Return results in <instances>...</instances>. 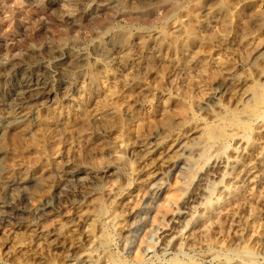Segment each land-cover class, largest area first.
Masks as SVG:
<instances>
[{
  "label": "rangeland",
  "instance_id": "1",
  "mask_svg": "<svg viewBox=\"0 0 264 264\" xmlns=\"http://www.w3.org/2000/svg\"><path fill=\"white\" fill-rule=\"evenodd\" d=\"M262 90L264 0H0V264H264Z\"/></svg>",
  "mask_w": 264,
  "mask_h": 264
},
{
  "label": "bare ground",
  "instance_id": "2",
  "mask_svg": "<svg viewBox=\"0 0 264 264\" xmlns=\"http://www.w3.org/2000/svg\"><path fill=\"white\" fill-rule=\"evenodd\" d=\"M175 2V1H174ZM125 4V3H124ZM57 8V7H56ZM79 9H80V7H78ZM96 12H99V9H97L96 7H94V8H92L91 9V12L90 13H96ZM149 18V17H148ZM110 19V18H109ZM141 19V18H140ZM149 21V20H148ZM99 24V23H98ZM102 23H100V25H101ZM101 27V26H100ZM120 33V32H119ZM117 34V33H116ZM114 35L113 37L115 38V39H123L124 37H125V33H120L119 35ZM62 37V36H61ZM180 37V36H179ZM59 40V39H58ZM61 40V39H60ZM263 64V63H262ZM22 65V64H21ZM71 66V65H70ZM73 70V69H72ZM41 71V70H40ZM39 71V72H40ZM21 72V71H20ZM22 72H23V75L24 76H27L26 75V70L25 69H23L22 70ZM42 72V71H41ZM60 73V72H59ZM23 76V77H24ZM23 77H21V78H23ZM33 77V76H32ZM35 78V77H34ZM37 78V77H36ZM33 81V80H32ZM24 83V82H23ZM18 84V83H17ZM42 85H45V84H42ZM37 86V85H36ZM41 86V85H40ZM20 90H21V88H19ZM29 89V88H28ZM49 89H51V88H49ZM17 90H18V88H17ZM47 88L45 87V86H41V89L39 90V89H33V88H31L30 87V89L29 90H25V89H23V90H21L20 91V97H22V98H24L25 100L27 99V100H30V99H34V101H35V99H38V98H40L42 95H44V94H46L47 93ZM51 91V90H50ZM263 91V92H262ZM261 92H257L256 91V95L258 96V99H260L261 101L262 100H264V90H262ZM256 96V97H257ZM14 97V96H13ZM214 97V96H213ZM12 98V97H11ZM19 101H21V100H19ZM33 101V102H34ZM37 101V100H36ZM211 101H213L212 100V98H209L207 101H206V105H208ZM21 102H24V101H21ZM30 103H32V102H30ZM253 108V107H252ZM193 111V110H192ZM252 118V117H251ZM233 119H235V118H233ZM9 120V119H8ZM14 121V120H13ZM246 128V127H245ZM217 129V128H216ZM215 129V131L214 132H212L211 134V137L214 135L215 137H217V134L219 133V132H221V133H223L222 132V130H221V128H218L217 130ZM220 129V130H219ZM212 130H214V128H212L211 127V130L210 131H212ZM216 131H218V133L216 132ZM229 131V130H228ZM235 133H236V131H235ZM155 134V133H154ZM219 135V134H218ZM214 137V138H215ZM256 140H258V139H256ZM255 140V138H249V137H247V145L252 149V150H254L255 148H256V143H257V141ZM151 141V140H150ZM149 141V142H150ZM143 142V141H142ZM147 142V141H146ZM154 142V141H153ZM148 145V144H147ZM169 145V144H168ZM143 146V145H142ZM144 146H146V145H144ZM149 146V145H148ZM264 146V145H263ZM253 153V152H252ZM257 153V152H256ZM181 155V154H180ZM252 155V154H251ZM248 157V156H247ZM246 160V159H245ZM177 161H179V160H177ZM249 158H248V163H249ZM246 162V161H245ZM245 162H243V163H245ZM245 163V164H248V163ZM184 165V164H183ZM250 165V164H249ZM179 167V166H178ZM253 167H251V169H252ZM255 168V167H254ZM250 169V170H251ZM241 171V170H240ZM74 173V172H73ZM69 174V173H68ZM77 174V173H76ZM71 175H72V173H71ZM70 176V175H69ZM67 178V177H66ZM228 184H229V182H228ZM34 185V184H33ZM48 200V199H47ZM50 200V199H49ZM48 207H50V203L49 202H46L45 201V204L41 207V208H39L38 209V211L35 213L36 215L38 214V215H40L43 211H46V209H48ZM18 210V209H17ZM9 211V210H8ZM8 211H3V212H1L0 213V219H5L6 217L5 216H8V215H14L15 214V211H12V212H8ZM20 213V212H19ZM43 214H44V212H43ZM19 215V214H18ZM18 215H16V217L18 216ZM22 215V214H21ZM37 215V216H38ZM15 217V216H14ZM29 217V216H28ZM24 219V218H23ZM31 219V218H30Z\"/></svg>",
  "mask_w": 264,
  "mask_h": 264
}]
</instances>
